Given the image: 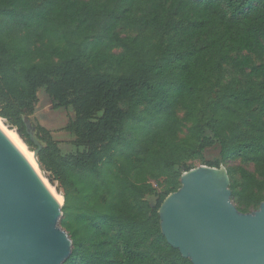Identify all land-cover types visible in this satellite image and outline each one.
<instances>
[{"label":"trees","instance_id":"1","mask_svg":"<svg viewBox=\"0 0 264 264\" xmlns=\"http://www.w3.org/2000/svg\"><path fill=\"white\" fill-rule=\"evenodd\" d=\"M42 88L73 109L75 149L30 131ZM0 117L42 143L73 240L63 264H192L159 215L192 159L219 145L207 165L255 164L228 168L232 199L264 201V0H0Z\"/></svg>","mask_w":264,"mask_h":264},{"label":"water","instance_id":"2","mask_svg":"<svg viewBox=\"0 0 264 264\" xmlns=\"http://www.w3.org/2000/svg\"><path fill=\"white\" fill-rule=\"evenodd\" d=\"M180 181L159 208L173 247L192 264H264V201L241 211L223 164L192 168ZM64 203L0 128V264H63L73 248L60 223Z\"/></svg>","mask_w":264,"mask_h":264},{"label":"rangeland","instance_id":"3","mask_svg":"<svg viewBox=\"0 0 264 264\" xmlns=\"http://www.w3.org/2000/svg\"><path fill=\"white\" fill-rule=\"evenodd\" d=\"M119 51H120V49L116 50V52H119ZM229 78L230 77L228 76L227 79H229ZM38 94H39L38 111L34 115H32L31 117L27 118V123H28L29 129L34 134L35 133V126L38 122H40L44 126L51 128L52 130H55L58 133H62L63 130H61V127H63L67 123L69 117L74 114L73 109H70V108H68V109L67 108L54 109L52 107V100L49 97V95L46 93V90L44 88L40 89ZM177 112H178V115L180 117H183L185 115L184 109L181 107L177 108ZM41 119H42V121H41ZM2 121L7 128H10L9 125L6 124V122L3 118H2ZM62 139H61L62 140V147H63L62 150L64 152H68V151H71V150L76 148L74 145H72L70 143L71 139H68V138L64 139V137H62ZM21 140L23 141L22 138H21ZM41 145H42V143H41ZM26 146H27V149L32 153L33 149H31L27 144H26ZM219 156H220V147H219V145H217L213 148L208 149L205 152L204 157L192 159L189 163L193 166V168H196V167H199L202 165H207L206 163H208L209 161H213V160L218 159ZM223 166H225V168L227 170L229 167L242 166V167H244V168H246L252 172H255V173L257 172V168H256L255 164H253L251 162L243 161L240 157L231 158V159L223 162ZM41 170H42V172H41L42 177L45 179L46 182H48V184L52 188V190L54 189V192L58 193V195L63 196V194L60 191H58L57 184L51 183V181L47 177L46 172L42 168H41ZM234 178L239 179L240 175L237 173L234 175ZM230 179L232 182V176H230ZM153 183H154L155 188H156V193L155 194H147L146 198L152 204L155 205L159 199L160 194H162L165 191L166 187H165L163 180H160L159 182L154 181ZM180 186H181V183H180ZM63 200H64V198H63ZM233 202L236 204L237 207L240 208V204L237 202V200L233 199ZM257 208L258 207H252L250 211L255 210Z\"/></svg>","mask_w":264,"mask_h":264},{"label":"bare ground","instance_id":"4","mask_svg":"<svg viewBox=\"0 0 264 264\" xmlns=\"http://www.w3.org/2000/svg\"><path fill=\"white\" fill-rule=\"evenodd\" d=\"M0 128L5 132V134L10 138V140L15 144V146L18 148V150L24 155V157L31 163V165L34 167V169L42 176L41 168L39 166V163L34 155V152H30L27 149L26 144L21 140L17 132L12 128H7L5 124L2 121V118L0 117ZM43 178V177H42ZM45 180V179H44ZM48 183V182H47ZM49 185V184H48ZM51 188V187H50ZM52 190V188H51ZM54 192V189L52 190ZM57 196V198L60 200V202H63V196L58 195V193L54 192Z\"/></svg>","mask_w":264,"mask_h":264},{"label":"crops","instance_id":"5","mask_svg":"<svg viewBox=\"0 0 264 264\" xmlns=\"http://www.w3.org/2000/svg\"><path fill=\"white\" fill-rule=\"evenodd\" d=\"M38 111V105L36 106V109H35V113ZM74 112V111H73ZM34 113V114H35ZM40 117V116H39ZM41 121H42V119H41ZM62 128V127H61ZM49 129H51V128H49ZM53 136H54V138L55 139H57V140H59V141H61V143H60V147L61 148H63L62 147V137H64V139H66V138H68V139H72V136H71V134L69 133V132H67V131H64L63 130V132L62 133H58V132H56L55 130H53ZM62 139V140H61ZM71 141V140H70Z\"/></svg>","mask_w":264,"mask_h":264}]
</instances>
